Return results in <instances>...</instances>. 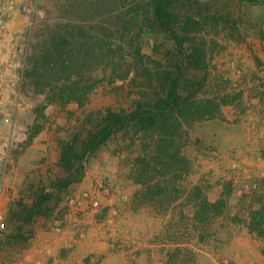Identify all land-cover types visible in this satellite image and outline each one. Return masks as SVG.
<instances>
[{"label": "rangeland", "instance_id": "rangeland-1", "mask_svg": "<svg viewBox=\"0 0 264 264\" xmlns=\"http://www.w3.org/2000/svg\"><path fill=\"white\" fill-rule=\"evenodd\" d=\"M71 1L0 0V14L5 20L4 28L0 29V172L6 165V173L25 167L30 175L25 178L26 184L22 183L23 179L17 181L21 189L15 185L17 192L10 194L8 205L4 198L0 202V227L4 228L0 232L3 236L0 249L22 248L30 240L33 245L39 229H59L66 224L65 218L73 220V231L86 235L87 226L107 208L106 204L114 210L116 203L124 201L126 190L123 186L131 180L134 160L141 152L146 154V147L150 145V142L142 143L138 139L132 144L134 136L131 139L127 135H118L89 156L82 181L88 171H97L90 180V187L81 186V181L67 190L52 188L65 175L58 166L60 144L72 141L79 134L85 135L89 119L98 118L105 109L129 108L128 103L140 95L138 85L142 81L133 73L125 77L129 59L114 76V83L110 79L111 67L107 72L102 68L94 70V78L106 76L107 80L97 85L83 108L76 104L65 108L48 106L43 113L45 118H40V111L35 109L42 107L46 99L45 95L36 94L23 78L26 61L43 28L68 18L62 12H69ZM180 1L184 8L181 12L184 15L190 12L195 20L189 39L201 46L207 57L206 71L198 74V79L206 77L199 98L228 99L231 103L222 107L225 121L200 122L189 129L191 143L184 147L183 153L191 162V171L180 183L181 197L164 210L142 208L144 228L148 232L155 226L160 248L155 249L154 258L146 253L141 261L132 264L211 263L205 254H201L200 248H195L199 244L195 236L198 209L189 194L196 186L211 199L219 198L218 186H223V192L231 187L224 211L218 216L211 214L212 218L202 225L207 244L222 239L224 234L228 236V231L221 228L225 221L223 216L228 220L238 212L248 216L251 210L264 204V0H256L254 4L236 0ZM174 48V43L164 33L143 37V52L153 56L154 60H164ZM119 76L124 79H117ZM34 126L42 129L34 137L36 147L27 150V134ZM15 156L20 159L11 163ZM110 172L117 174L119 183L111 179ZM98 178H103L112 191L109 196L100 194L97 210L90 208L83 213L81 208L70 205L71 199L83 201L84 194L92 193ZM41 189H47L51 199L30 226L11 218L12 213L19 212V202L31 205L35 193ZM132 190L134 196L137 190ZM237 206L239 208H235ZM108 216L104 230L110 226L107 222L112 223L116 218V215ZM58 222H62L61 225ZM20 227L22 237H15ZM115 247L122 250L121 240Z\"/></svg>", "mask_w": 264, "mask_h": 264}, {"label": "trees", "instance_id": "trees-1", "mask_svg": "<svg viewBox=\"0 0 264 264\" xmlns=\"http://www.w3.org/2000/svg\"><path fill=\"white\" fill-rule=\"evenodd\" d=\"M180 4V0H72L69 12H62L68 17L65 21L43 28L23 73L36 94L45 95V104L35 109L40 111V118H45L48 106L65 108L76 104L83 108L97 85L107 80L106 76L94 78V70L102 68L107 72L111 67L110 79L114 83V76L129 59L125 77L133 73L142 80L138 85L140 95L128 103L129 108L105 109L98 118L89 119L85 135L60 144L58 166L65 175L52 188L67 190L81 182L89 156L114 137L127 135L131 139L134 136L132 144L137 139L150 142L146 154L141 152L131 168L130 179L140 187L132 198V209L164 210L181 197L180 183L191 171V162L183 153L191 143L189 129L200 122L225 121L222 107L231 102L199 98L206 77L198 79V74L206 71V52L189 39L195 20L190 12H181L184 8ZM158 32L175 45L164 60H154L143 52L144 35ZM120 78L124 79H117ZM41 129L34 126L26 143L30 144ZM228 188L215 203L208 200L201 187L191 190L189 197L198 209L195 219L199 224L209 221L211 214L218 216L224 211L226 197L231 194ZM50 199L49 191L41 189L31 205L19 202L20 210L11 218L30 226ZM248 229L264 237V204L251 210ZM15 233V237H22V228Z\"/></svg>", "mask_w": 264, "mask_h": 264}, {"label": "crops", "instance_id": "crops-1", "mask_svg": "<svg viewBox=\"0 0 264 264\" xmlns=\"http://www.w3.org/2000/svg\"><path fill=\"white\" fill-rule=\"evenodd\" d=\"M34 141L35 138L28 144L27 150L36 147ZM18 158L19 156H15L11 163L16 162ZM11 168L14 169V166ZM28 172L29 170L25 167H21L17 171L12 170L6 173L5 191L0 195V202L4 198V203L8 205L11 199L10 194L17 192L15 185L19 190L21 189L17 181L23 179L22 183L28 182L25 181L26 177H30ZM96 172L88 171L81 186L90 187V180L93 179ZM109 176L117 183L120 182L116 173L110 172ZM124 183H126L123 186L126 190L124 201L116 203L114 210L106 204L107 208L103 209V212L87 226L86 235L72 230L75 225L71 224L73 223L71 218L62 219L66 224L61 225L62 222H58L61 227L56 229L57 231L39 229L35 235L36 242L33 245L30 240L22 248L0 249V264H132L135 261H141L146 253L154 258L155 249L160 248L156 242L157 229L153 226L152 230L149 229L146 232L144 210L134 211L131 205L134 193L132 189L136 191L139 186L131 180ZM218 188L220 189L219 195L222 196L224 188L222 185ZM207 197L211 203H215L219 199H211L209 194ZM235 208H239V206ZM108 215H116V218L112 223L108 221L110 226L104 230L105 219ZM223 217L225 221L222 222L221 228L228 231V236L224 234L222 239L217 238V241L210 244H207L208 240L202 224L195 223L197 225L195 236L199 241L195 248L201 249V254H205L207 259L211 260L210 264H264V237H258L255 233L249 232L250 213L248 216H241L238 212L230 220L227 216ZM65 220L67 221L65 222ZM2 237L0 235V239ZM119 240L122 242L120 251L115 247ZM190 246L193 248L192 244Z\"/></svg>", "mask_w": 264, "mask_h": 264}, {"label": "built area", "instance_id": "built-area-1", "mask_svg": "<svg viewBox=\"0 0 264 264\" xmlns=\"http://www.w3.org/2000/svg\"><path fill=\"white\" fill-rule=\"evenodd\" d=\"M4 25H5L4 17L3 15L0 14V29H3ZM6 172H7L6 165H4V167L1 169L0 172V195L5 191L4 177ZM111 191H112L111 186L103 178H98L94 185V191L92 193L84 194L83 201L71 199L69 203L70 205H75L81 208V211L83 213L90 208L93 210H97L100 207V201H99L100 194L109 196ZM3 229H4L3 226H1L0 232Z\"/></svg>", "mask_w": 264, "mask_h": 264}]
</instances>
